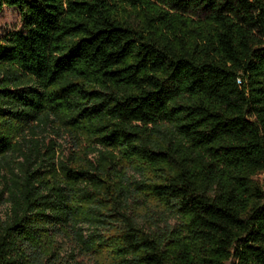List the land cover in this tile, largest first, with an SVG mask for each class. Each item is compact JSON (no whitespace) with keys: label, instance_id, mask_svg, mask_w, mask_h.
Segmentation results:
<instances>
[{"label":"trees","instance_id":"16d2710c","mask_svg":"<svg viewBox=\"0 0 264 264\" xmlns=\"http://www.w3.org/2000/svg\"><path fill=\"white\" fill-rule=\"evenodd\" d=\"M5 7L0 264H264V0Z\"/></svg>","mask_w":264,"mask_h":264},{"label":"rangeland","instance_id":"374dc122","mask_svg":"<svg viewBox=\"0 0 264 264\" xmlns=\"http://www.w3.org/2000/svg\"><path fill=\"white\" fill-rule=\"evenodd\" d=\"M23 31L22 27V21H21V15L18 9L16 8H10V7H5L4 11L0 15V33L1 36H5L7 34H10L12 32H21ZM73 141L74 137L73 135H66L65 137L56 138V142L59 144L58 147H63V150H65L66 154H71L70 150L74 149L76 155L80 160H83L87 155V148H86V142L84 141L80 148H74L73 147ZM88 158H91L92 155H88ZM260 180H264V176L261 174L258 176ZM7 204L3 202L2 199H0V217L4 216L6 213L7 209ZM171 224H175V221L172 220ZM63 244V249H62V254L65 257H69L70 253V247L67 244ZM78 258L84 260V264H94V261L91 260L88 257L82 258L79 256Z\"/></svg>","mask_w":264,"mask_h":264}]
</instances>
